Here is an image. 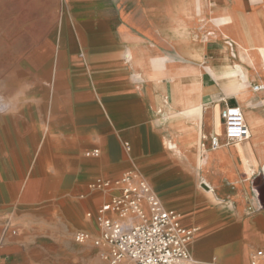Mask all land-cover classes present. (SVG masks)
I'll use <instances>...</instances> for the list:
<instances>
[{"label": "crops", "instance_id": "0c3cea01", "mask_svg": "<svg viewBox=\"0 0 264 264\" xmlns=\"http://www.w3.org/2000/svg\"><path fill=\"white\" fill-rule=\"evenodd\" d=\"M54 1L0 0V23L27 25L29 15L59 8ZM66 5L80 30L100 33L92 45L100 55L91 73H73L67 112L46 134L24 119L30 109L0 121V264H38L56 245L54 225L108 200L94 193L92 205L87 185L128 172L198 232L189 249L199 264H250V249L264 250V92L253 90L264 84V0ZM227 105L242 109L248 140L226 139ZM96 149L99 157L86 155ZM88 212V229L77 231L99 236Z\"/></svg>", "mask_w": 264, "mask_h": 264}, {"label": "rangeland", "instance_id": "374dc122", "mask_svg": "<svg viewBox=\"0 0 264 264\" xmlns=\"http://www.w3.org/2000/svg\"><path fill=\"white\" fill-rule=\"evenodd\" d=\"M54 2L59 8L45 10L43 16L29 15L26 17L27 25L0 23V121L10 114L13 117L18 115L16 118L19 119L20 110L30 109L24 112V119L41 123L44 134L48 132L51 120H58L67 112L69 82L74 77L73 73L80 68L91 73L90 66L100 55V49L92 45L102 38L99 32L80 30V26L69 19L67 0ZM70 26L75 28V51L70 50ZM86 155L96 158L92 152ZM90 184L87 185L89 191ZM94 193L92 205L99 196ZM86 212L88 210L82 213V221L54 225L56 245L54 248L46 247V253L38 259V264H109L103 257L106 248L95 247L91 242L78 244L75 241L77 230L88 229ZM14 231L8 228V236H14ZM197 237L198 233L191 245L198 241ZM256 248L250 249L248 256Z\"/></svg>", "mask_w": 264, "mask_h": 264}, {"label": "built area", "instance_id": "2783aa9c", "mask_svg": "<svg viewBox=\"0 0 264 264\" xmlns=\"http://www.w3.org/2000/svg\"><path fill=\"white\" fill-rule=\"evenodd\" d=\"M253 90L264 92V84L254 85ZM222 120L228 142L240 143L251 137L240 107L227 105ZM213 146L218 147L216 140ZM92 155L99 157L100 151ZM89 189L105 193L108 200L87 213L96 220L99 236L77 231L74 238L78 244L91 242L106 248L103 257L109 264H185L192 260L189 246L196 231L182 225L180 214L164 205L147 179L128 172L113 181L98 179ZM250 264H264V250L254 251Z\"/></svg>", "mask_w": 264, "mask_h": 264}, {"label": "bare ground", "instance_id": "6f19581e", "mask_svg": "<svg viewBox=\"0 0 264 264\" xmlns=\"http://www.w3.org/2000/svg\"><path fill=\"white\" fill-rule=\"evenodd\" d=\"M63 48V47H62ZM129 56V55H128ZM231 82H238L237 80H230ZM8 106V105H7ZM6 109V108H5ZM256 147H257V149L260 151H262L263 150V147H260L259 145H256ZM212 188L210 187V189H209V191L208 192H210L211 194H212ZM180 218H181V216H180ZM196 231V230H195ZM197 233L198 232H196L195 233V237H194V239L196 238V235H197ZM194 239H193V241H194ZM193 241H192V243H193ZM188 264H197V261H196V259L193 257L192 258V260L190 261V262H188Z\"/></svg>", "mask_w": 264, "mask_h": 264}]
</instances>
